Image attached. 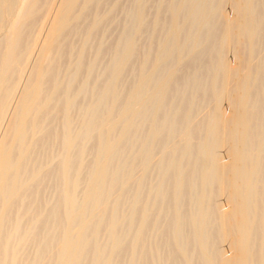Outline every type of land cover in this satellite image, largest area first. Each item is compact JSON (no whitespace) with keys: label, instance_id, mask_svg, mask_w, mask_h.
<instances>
[{"label":"bare ground","instance_id":"bare-ground-1","mask_svg":"<svg viewBox=\"0 0 264 264\" xmlns=\"http://www.w3.org/2000/svg\"><path fill=\"white\" fill-rule=\"evenodd\" d=\"M121 1L0 0V264H264V0Z\"/></svg>","mask_w":264,"mask_h":264},{"label":"rangeland","instance_id":"rangeland-1","mask_svg":"<svg viewBox=\"0 0 264 264\" xmlns=\"http://www.w3.org/2000/svg\"><path fill=\"white\" fill-rule=\"evenodd\" d=\"M15 2H16L15 4L18 5L17 0H15ZM127 2H128V3H127ZM151 2H152V0H151V1L149 0V3H151ZM120 3H121L122 5L120 4L119 14H118V13H115V15H117V16L120 15L118 18H121V20L119 21V19H118V21H117V22H119V23H120L121 21H125V22H126V21L128 20L129 15L126 14L125 12H126V10L128 9L127 7H130V5H131V0H130V1H129V0H128V1L126 0V2H125V1L123 2V0H122ZM129 3H130V4H129ZM149 3L146 4V7L148 8V7H150V5H151L150 8H152V10H151L150 8L147 9V8L145 7V9H147V10H146V13L148 14L147 19L150 18L149 15H151V14H152V11H153V2H152V4H149ZM125 5H126L127 7H125ZM128 5H129V6H128ZM122 7L125 8V10H123V12H122V9H121ZM126 8H127V9H126ZM150 10H151V11H150ZM120 11H121V12H120ZM117 12H118V11H117ZM120 13H123V14H120ZM122 15H127V16H122ZM117 16H115V19L117 18ZM112 17H114V15H113ZM123 17H124V18L126 17L125 20H123V19H124ZM1 21H2V26L0 27V41L3 40V37L7 34V28L3 26V24H4L3 19H1ZM117 22L115 23V24H117V25L113 24V25H115V26L117 27V29L115 28V26L112 25L113 27H111L110 30L108 31V34H107V36H106V38H107V42H110V43L112 42V43H114V42H113V40H114L113 38H114V37H113L112 34H113V33L116 34V33L118 32L117 30H119V28H118V27H120L119 25H120V24H123V22H122V23H120V24L118 25ZM125 22H124V23H125ZM113 28H115V29L113 30ZM110 32H111V33H110ZM115 34H114V36H115ZM108 38H109V39H108ZM111 38H112L113 40H112ZM109 40H110V41H109ZM111 40H112V41H111ZM144 41H145V40H144V38L142 37L141 42L143 43ZM110 45H112V44H110ZM129 78H130V77H129ZM50 191H51V190H50ZM50 191H47V192H48V193H46V194H48V196L46 195L47 197H49V192H50ZM50 193H51V192H50ZM51 195H52V193L50 194V196H51Z\"/></svg>","mask_w":264,"mask_h":264}]
</instances>
